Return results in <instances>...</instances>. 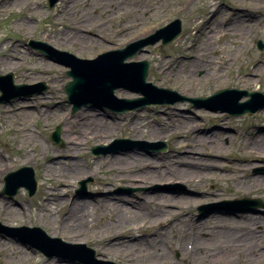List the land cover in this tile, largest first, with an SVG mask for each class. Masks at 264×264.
<instances>
[{
  "label": "rangeland",
  "instance_id": "374dc122",
  "mask_svg": "<svg viewBox=\"0 0 264 264\" xmlns=\"http://www.w3.org/2000/svg\"><path fill=\"white\" fill-rule=\"evenodd\" d=\"M176 18L181 19L183 33L170 44H163L162 36L171 29L160 33L158 30L169 26ZM132 23H144V26L134 27ZM240 23H243L242 27L237 28ZM77 27L86 30V35L90 36L92 42L87 45L76 42L77 39L80 41L79 34L74 29ZM146 28H150L149 33L138 38L137 35ZM197 30L201 31V35L196 33ZM208 33H212L214 38L209 37ZM155 36L160 37L157 42L145 45L132 58L125 60H148L150 69L147 81L152 83V87L170 88L179 95L188 97L209 96L225 87L264 92V51L257 47L259 39L264 41V0H59L51 9L48 0H0V73L12 72L16 84L44 82L48 85L43 92L31 96L14 94V89L6 85L4 89L7 94L3 97L5 101L0 102V222L4 226L19 229L11 232L15 234L14 237L6 229L5 232H0V238L7 242L0 245V264H44L47 260L83 264L80 259L88 256L87 253L90 254L86 247L95 250L97 261L129 264L115 253L106 255L105 237L99 234L107 222L116 218L115 208L106 207L99 199L89 197L102 187L105 182L103 176L110 174L106 172L102 160L118 155L129 160L127 164L139 162L142 157H147L155 164L161 160L170 163L168 155L177 152L174 149L177 150L182 140H195L196 144V141L205 137H211L209 143H199L197 152L202 156L211 154L209 160L215 165H201L205 168V182L201 185L194 186L183 180L172 181L162 177L138 183L118 181L110 188V193L104 195H118L129 203L139 200L142 195H147L152 201L177 195L186 197L181 202L187 213L183 222L174 219L172 226L174 220L170 222L163 219L159 226L151 227L153 230L164 228L163 235H159L158 240L171 253L172 258L180 263H183V252L179 245L185 235L183 243L192 245V242H197L206 250L204 258L198 257L196 264H253L258 261V256L252 255L253 249L245 252L250 243L239 233L227 236L218 221L224 218L227 220L228 215L257 216L264 212V207L252 206L242 201L244 198H261L264 201V196L252 194L248 188L245 191L238 188L245 179L264 175V161L253 162L252 166L240 161L249 159L241 155L247 146L250 154L258 151V147L252 144L255 137L259 136L260 128H264V108L254 114L235 116L195 106L189 101H176L174 104H150L138 110L118 113L107 107L86 104L72 113V104L67 101L64 91V86L72 80L68 75L70 67L50 59L31 45L34 40L43 41L79 58L93 59L107 51L122 49L127 43ZM203 51H207L206 57H212L214 62H217V56L234 57L236 61L221 72L220 79L213 80L219 68L210 64L208 69H196L193 62V56L198 52L202 54ZM122 56L123 53L113 54L111 59L117 63ZM160 62L161 70L165 71H160ZM254 65H258L259 70L252 77L250 73ZM135 71L136 67L133 66L122 70L124 74L121 78L131 87L136 86ZM155 91L140 104L155 102L161 96L171 100L176 98L175 95H161L163 92ZM2 95L0 90V96ZM115 95L120 99L141 100L145 94L118 88ZM249 99L251 96H243L240 101ZM105 102L101 104L104 106ZM117 104L122 105L121 102ZM82 111L83 114L104 112L110 122L115 121L116 125L109 137L97 138L98 134L89 122L75 123ZM70 123L78 125L73 128L74 132H81L82 128L84 140L80 146L81 151H72L75 157L71 155L70 159L59 157L57 167L71 171L70 173L58 170L47 176L45 169L50 156L52 153L63 152L69 142L65 132ZM58 126H61V143L52 139ZM164 126L182 128L183 134L186 132V138L177 136L174 132L169 135L153 133V128L158 130ZM193 128L199 133V138H196L195 133L192 134ZM121 138L132 142L114 143ZM214 140L218 147H212ZM112 142L113 147H107V151L117 149L116 151L103 155L91 153L94 146H110ZM162 142L167 145L165 150L158 149V143ZM28 150H31L30 155ZM133 157L138 158L133 161ZM73 163L79 164L80 168L73 167ZM24 166L32 167L36 172L37 192L29 196L27 189L21 186L13 197L8 193L1 194L5 176ZM84 181L87 182L86 192L82 184ZM79 189L80 193L77 192ZM49 192L53 195L46 198ZM206 192L213 195H206ZM84 193L87 196H83ZM66 197L92 199L88 201L89 211L92 213L88 220L97 222L99 233L90 231L86 236L76 239L67 231L56 227L70 210L69 205H61ZM234 200L236 202H227ZM44 202L53 209L52 218L45 216L42 208ZM167 206L146 204L145 212L149 209L154 213L161 212ZM202 207H205L203 211ZM7 208H10L9 211ZM128 214H131L130 211ZM143 217L141 214L138 218ZM197 218L208 222L201 232L196 230L193 222ZM240 219L235 226L239 231L242 229L240 221L243 220ZM24 226L30 229H24ZM261 227L262 224L258 225V230ZM0 229L3 228L0 226ZM145 230L140 229L139 236ZM147 242L142 244L146 246ZM37 245L54 254H46ZM220 245L224 248L234 245L239 252L232 253V256H221L218 251L222 248H217ZM33 255L38 256L37 260H31ZM258 262L264 264V257Z\"/></svg>",
  "mask_w": 264,
  "mask_h": 264
},
{
  "label": "bare ground",
  "instance_id": "6f19581e",
  "mask_svg": "<svg viewBox=\"0 0 264 264\" xmlns=\"http://www.w3.org/2000/svg\"><path fill=\"white\" fill-rule=\"evenodd\" d=\"M135 13V12H133ZM134 24V25H133ZM243 24V23H242ZM242 24H237V28H241ZM134 27H142L144 26V23L142 24H136L132 23ZM76 29L77 34H79L80 41L77 39L76 42L87 45L88 42H92V39L90 36L86 35V30L82 29V27L74 28ZM150 31V28H146L143 30V32L139 33L137 35L138 38L148 34ZM196 33L201 35V31L197 30ZM226 35V34H225ZM208 36L213 39L214 35L212 33H208ZM104 42H107L105 39H102ZM210 42V41H209ZM207 51H203L201 54L198 52L194 57V63L197 68H207L210 64L215 65L218 69V73H215V77L213 80L220 79L221 72L226 69L227 67L234 64L236 61L234 57H216L217 62H214L212 60V57H206ZM192 57V58H193ZM159 69L160 71L162 69L161 62L159 63ZM169 69V67L167 68ZM208 69V68H207ZM259 70L258 65H254L252 67V72L250 75L253 77V74L257 73ZM211 75V74H210ZM82 113V114H81ZM80 115L77 116V119L75 120V123L83 121L84 123H91V125L95 128L94 132H96L98 135L97 138L105 139L108 138L110 133L113 130V127L116 125V122H110L109 119L106 118L104 115L105 113H89V114H83L82 111ZM103 114V115H100ZM109 117V115H108ZM66 120V119H65ZM93 120V122L91 121ZM72 123V122H71ZM68 131L65 132V137L69 139L68 144L65 146V150L61 153H52L50 156V161L46 163V175L50 176L52 173L57 172L58 170L64 172V173H70L71 171H66L64 168H58L57 162L59 157L70 159V157L73 156L72 151L80 152V146L83 144L82 140H84V134L82 131V128H80L81 132H74L73 128H75L78 125H71ZM153 133H162L169 135L174 132L177 136H185L182 128H177L175 126H164L159 128L158 130L154 129ZM22 131V130H21ZM196 134L199 138L200 135L196 131L195 128L192 130V134ZM76 134V135H74ZM74 136V137H72ZM184 138V139H185ZM211 138V137H210ZM209 137H205V139H201L200 141L195 140H182L177 146V151L173 155H168V158L171 160L170 163H164V161H160L159 163L155 164L154 162L150 161L147 157L140 156L139 162H132L131 164H127L126 162H130L129 160L126 161L125 159L121 158V156H115V157H106L102 161L103 165L107 169L106 172H110V174L103 178L105 179L104 183H102V187H99L98 190L94 191L95 194L92 196H89L93 199L95 197L96 199H99L102 201L106 207H113L116 210V215L114 219L111 220V222H107V225L104 226V229L102 232L98 231L100 227H97V222H93L91 219L88 220L90 215L92 213L89 211L90 201L89 198H65L63 199L61 205H69L70 210L64 215L62 218V222L57 225L56 227L59 228V230H65L73 237H80V236H86L90 233V231H96L99 234H102L105 237L104 242V252L106 255L115 253L118 257L120 256L123 260V262H127L129 264H135L136 262H139L140 264H196V261L198 260V257L204 258V255L206 253V250H204L201 246V244L197 242H192V245H187V243H183V240L185 239L186 235L181 239V243L179 247H181L183 252V263H180L178 260H174L171 256V253L167 251L165 246H163L162 242L158 240L159 235H163L162 229L159 228L157 230L151 229V227L159 226L162 223L163 219H168L170 222L174 219L182 220L184 221V218L186 217V214L182 208L181 202H184L187 198L181 195L177 196H169L168 198H159L155 201H152L150 197L147 195H142L139 200H134V202H126L125 198L120 197L118 195H104L106 193H110V188L114 186L118 181H124L127 183L130 182H136L139 181L146 182L148 179H158L160 177L168 179V180H180V181H186L189 184H192L194 186H199L205 181L203 180L205 178L204 176V166L215 165L213 164L212 160H209L211 158V154H203V156L208 157L205 158L202 156V154H199L197 151V145L199 143L205 145L210 139ZM253 146L258 147V151L253 152L250 154L248 151V146L245 148L244 151L241 152V155L245 158L249 157V159H241V162H247L250 163L252 166L253 162H259L264 161V128L261 127L259 130V136L255 137ZM212 147H218L217 141L214 140V143ZM31 150H28V153L30 155ZM72 155V156H71ZM75 157V156H73ZM139 157V156H138ZM137 157V158H138ZM137 158H131V160L135 161ZM239 160V159H237ZM101 162V161H100ZM137 163V164H135ZM202 164H205L204 166H201ZM207 164V165H206ZM79 169L80 166L75 165L73 163V167ZM153 166L158 167L157 169L151 168ZM50 179V178H48ZM60 180V179H59ZM238 188L245 191L247 188L249 189V192L252 194H260L261 196H264V175H255L252 177H249L245 179L244 182H242V185L239 184ZM103 188V189H102ZM49 191V190H48ZM232 191V190H231ZM238 190H236L237 192ZM213 195L210 192H206V195ZM53 195V193L49 192L46 196V198H49ZM67 195V194H66ZM83 196H87V193H84ZM65 197V196H64ZM209 197V196H208ZM91 199V200H92ZM96 202V201H95ZM124 202V203H121ZM108 204V205H107ZM146 204H154V205H163L167 206L165 209L161 212L151 211L150 209L145 212V205ZM165 204V205H164ZM130 205V207H129ZM43 211L45 216H48L49 218H52L53 215V209L44 202L42 205ZM10 208H7V211H9ZM124 209V210H123ZM130 211V215L128 212ZM151 214L152 216L148 215ZM143 215L144 217L139 219L140 215ZM189 215V214H188ZM247 216V218H246ZM240 221L242 225V229L236 230L235 226H237V223ZM188 219L191 221V216H188ZM139 222V223H138ZM194 225L196 230L198 229L200 232L205 229V226L208 224L205 220H202L201 218L194 219ZM138 223V224H137ZM175 220L171 223L172 226L174 225ZM137 224V226H136ZM262 224V227L260 230H258V225ZM264 212H261L260 215L257 216L252 214H246V215H235L231 216L228 215V219L225 218L221 221H218V225L221 226L224 229H221L225 232L227 236H233L237 233L240 234V236L243 239H246L248 243H250L249 248L245 251L247 252L249 249H253V256H258V261L261 260V257H264ZM146 229L142 236H139V230L140 229ZM150 229V230H148ZM151 237V238H150ZM77 239V238H76ZM144 241H148V245H143ZM2 243H7L4 238H0V245ZM174 247L176 245H173ZM217 248H222L218 251V253L221 256H232V253H238L239 249L235 247L234 245H228L226 248L222 247L221 245ZM188 255V256H187ZM117 257V258H118ZM38 256L33 255L31 256V260H37ZM121 260V259H119ZM258 261H254L253 264H259ZM44 264H65L61 263L59 260H47L44 262ZM67 264V263H66Z\"/></svg>",
  "mask_w": 264,
  "mask_h": 264
},
{
  "label": "water",
  "instance_id": "95a60500",
  "mask_svg": "<svg viewBox=\"0 0 264 264\" xmlns=\"http://www.w3.org/2000/svg\"><path fill=\"white\" fill-rule=\"evenodd\" d=\"M58 0H50V7H53ZM170 28V32L168 34L162 36L163 43L168 44L171 43L173 40L178 38L182 33V26L181 20L177 19L172 22L166 28H163L161 31H165ZM160 39V37H154L153 39H147L145 41H137L131 44H128L125 49L121 50L123 52V56L117 61V63L113 62L111 59V55H116V52H107L102 55H99L96 59H81L78 58L70 53L57 50L51 47L47 43H42L41 41H37L36 45L41 51L46 53L48 56L55 58L57 61L62 62L68 66H71V70L68 71V74L73 77V81L69 82L65 86V91L68 94V101L74 103L75 106L73 107V112H76L82 105L87 103L101 105L100 102L106 101L105 104L111 107L113 110L117 111H124V110H132L137 109L143 105L153 103V102H146L140 104L141 101H145L155 90H159L163 93H169L175 95L176 98L174 100L162 98L157 102L161 103H174L176 101H191L196 105L199 102H203L206 107L212 110H220L222 112L227 111L232 115H239L245 113H254L260 109L264 108V93L259 91H248L245 89H229L224 88L215 92L210 97H199V98H189L186 96L179 95L176 91L171 89H163L158 88L156 86L152 87V83L147 82V77L149 73V66L150 63L148 60H143L139 62H131L125 63L124 60L128 57H133L138 50L142 49L145 45L154 44ZM131 48V50L129 49ZM259 48L263 49V42L259 41ZM119 52V51H117ZM53 53L57 54L55 56ZM66 55L71 59L66 60L61 56ZM127 65H132L136 67V82L135 87H131L129 84L127 85L126 81H124L121 76L124 74L122 72L123 69L129 67ZM129 82V81H128ZM4 86L8 85L12 87L14 90L18 91V95H31L35 92H42L44 89L41 90H34V91H24L29 88L37 87L38 85H15L13 82V74L9 73L8 75L0 74V88L3 91V95L0 97V102L5 101L3 99L4 95L7 92L4 89ZM125 87L127 89H131L134 91H138L140 93L145 94L146 98L143 99H118L114 91L116 88ZM251 96V99L247 102H239V100L245 96ZM82 100L83 103H78L79 100ZM121 102L122 105L118 106L117 103ZM256 105V106H255ZM258 105V106H257ZM60 130L61 128L58 127L57 130L53 133L52 139L58 143H61L60 139ZM120 142H132L130 139H119ZM162 144L163 148L166 147V143H158V145ZM133 147V146H132ZM128 150V148H125ZM93 153H106L107 147L106 146H94L92 148ZM27 171V172H26ZM81 183V182H80ZM87 182H82L84 187V192L87 191ZM24 186L27 188L28 193L30 196L37 192L38 188V179L36 176V172L33 170L32 167L24 166L19 171L9 173L5 177V187L1 191V194L8 193L10 197H13L16 192L19 191L20 187ZM82 191V189H81ZM80 193V189L77 190ZM243 202H251L255 206L256 205H264V203L259 199H249L244 198L242 199ZM227 202H234V201H227ZM205 207H202V209ZM0 226L3 229H0V232L3 233L6 230L9 235L15 236V234L11 233L12 231H19L18 228H12L9 226H4L0 222ZM6 229V230H5ZM21 229V228H20ZM24 229H30L27 226H24ZM37 229V228H35ZM24 238V237H23ZM27 240L26 238H24ZM24 240V241H25ZM62 241L61 239H58ZM40 246V245H38ZM85 247V246H83ZM40 248L45 251L48 255H53V253L49 252L46 248ZM86 249L90 252L87 253L88 256L84 259H80L81 263L84 264H115V263H107L103 261H97L95 259V250L92 248Z\"/></svg>",
  "mask_w": 264,
  "mask_h": 264
}]
</instances>
